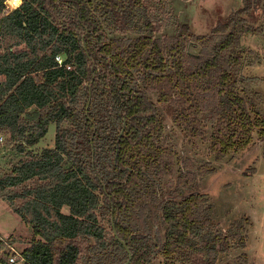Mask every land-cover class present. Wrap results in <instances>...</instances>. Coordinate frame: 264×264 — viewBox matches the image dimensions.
<instances>
[{
  "label": "trees",
  "instance_id": "obj_1",
  "mask_svg": "<svg viewBox=\"0 0 264 264\" xmlns=\"http://www.w3.org/2000/svg\"><path fill=\"white\" fill-rule=\"evenodd\" d=\"M263 2L242 0L209 36L188 40L182 25L172 41L158 37L156 15L168 0H21L14 11L0 0V134L25 154L56 126L55 149L27 154L0 179V196L33 231L23 264H126L113 225L129 264H218L246 248L241 222L217 229L208 197H183L189 178H180L177 197L161 200L166 178L157 179L172 176L174 153L163 148L165 125L149 93L174 109L187 137L204 138L210 126L216 161L264 140V117L238 79L253 65L242 38L264 45ZM190 45L204 59L192 61ZM150 205L161 211L163 241L148 232ZM9 254L0 261L9 264Z\"/></svg>",
  "mask_w": 264,
  "mask_h": 264
},
{
  "label": "rangeland",
  "instance_id": "obj_2",
  "mask_svg": "<svg viewBox=\"0 0 264 264\" xmlns=\"http://www.w3.org/2000/svg\"><path fill=\"white\" fill-rule=\"evenodd\" d=\"M20 2L21 0H7L6 4L10 11H14ZM242 6V0H168L166 13L158 12L156 15L161 21L158 37H167L174 41L176 32L182 25L190 28L189 33H186L188 40L191 35L209 36ZM256 17L260 21L263 16L257 13ZM105 30L109 43L117 39L108 27ZM136 38L137 36L133 35L128 36L126 40L133 43ZM241 49L247 51V54L253 53L248 54L253 65L244 68L238 79L245 82L244 89L248 91L250 106L264 117V45L259 38L246 36L241 40ZM187 53L195 63L205 57L200 48L191 45ZM149 96L165 125L163 148L174 153L169 159L174 166L172 176L160 175L162 179H157V182L162 183L163 178H166L162 185L164 193L161 200L165 202L177 197L173 191L177 189L180 178H189L192 184L190 188H184L183 197L194 192L208 197L213 206L214 227L228 231L234 222L239 221L246 231V248L222 256L218 264H264V140L255 136L253 145L247 151L231 153L226 159L216 161L209 151L210 126L204 128V138H189L173 122L174 109L160 104L157 93L150 92ZM30 112L33 113L34 109ZM27 119L28 117L25 121H28ZM55 137L56 126L52 124L46 137L38 145L26 148V153L20 154L15 150L13 142H10L9 136L0 134V179L11 174L14 167L27 158V154L35 157L41 155L44 150L55 149ZM39 184L40 182L35 180L8 192L21 193L24 189L34 188ZM150 207L148 232H151L153 237L159 233L163 241L165 231L161 227V211L154 205ZM63 213L69 214V210L64 208ZM100 221L111 236V224L106 219L101 218ZM0 237L6 239L11 248L19 254L34 240L32 229L15 214L13 208L1 196ZM2 249L9 252L7 246ZM156 264H159V260Z\"/></svg>",
  "mask_w": 264,
  "mask_h": 264
},
{
  "label": "built area",
  "instance_id": "obj_3",
  "mask_svg": "<svg viewBox=\"0 0 264 264\" xmlns=\"http://www.w3.org/2000/svg\"><path fill=\"white\" fill-rule=\"evenodd\" d=\"M56 61L57 63L59 64V66H62L63 65V62L64 60L62 59V57H57L56 58ZM68 69H70V67H68ZM4 246H7V250L9 251V257H8V263L9 264H23L24 263V260L21 256V254H19L18 252L14 251L9 242H7L6 239H3L0 237V248L1 247H4ZM6 253L5 251L0 250V258L3 256V254ZM0 264H4L3 262L0 261Z\"/></svg>",
  "mask_w": 264,
  "mask_h": 264
},
{
  "label": "water",
  "instance_id": "obj_4",
  "mask_svg": "<svg viewBox=\"0 0 264 264\" xmlns=\"http://www.w3.org/2000/svg\"><path fill=\"white\" fill-rule=\"evenodd\" d=\"M262 5H264V2L262 3ZM113 230H114V235H115L116 239L125 247L128 255H129V261L126 263V264H129L131 261V258H132L131 253H130V249L126 246V244L122 240L119 239L118 234L115 230V225H113Z\"/></svg>",
  "mask_w": 264,
  "mask_h": 264
}]
</instances>
